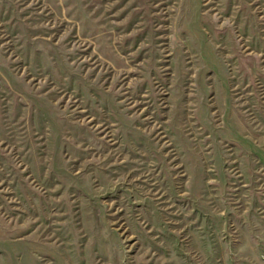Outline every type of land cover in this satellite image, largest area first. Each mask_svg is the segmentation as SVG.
<instances>
[{"label":"rangeland","instance_id":"rangeland-1","mask_svg":"<svg viewBox=\"0 0 264 264\" xmlns=\"http://www.w3.org/2000/svg\"><path fill=\"white\" fill-rule=\"evenodd\" d=\"M0 264H264V0H0Z\"/></svg>","mask_w":264,"mask_h":264}]
</instances>
